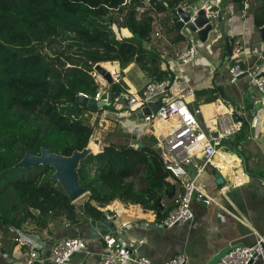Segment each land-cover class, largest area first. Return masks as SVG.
Masks as SVG:
<instances>
[{
  "label": "trees",
  "instance_id": "16d2710c",
  "mask_svg": "<svg viewBox=\"0 0 264 264\" xmlns=\"http://www.w3.org/2000/svg\"><path fill=\"white\" fill-rule=\"evenodd\" d=\"M123 2L0 0V232L16 234L30 221L40 226L53 214L76 221L77 211L97 220L116 201L153 212L157 223L174 210L180 187L156 144L137 149L110 144L84 160L79 175L89 196L83 208L52 179L53 169L15 168L26 149L34 155L46 148L71 156L88 147L94 128L83 116L92 111L80 107L76 97H95L101 90L91 76L95 65L118 63L121 80L133 64L148 76L166 79L151 47L155 15L173 14L188 0H134L129 7ZM234 3L244 8V0ZM253 14L256 27H264V3ZM114 26L127 29L131 38L118 39ZM46 46L61 49L52 56L44 52ZM110 87L113 93L124 89L120 83Z\"/></svg>",
  "mask_w": 264,
  "mask_h": 264
},
{
  "label": "crops",
  "instance_id": "0c3cea01",
  "mask_svg": "<svg viewBox=\"0 0 264 264\" xmlns=\"http://www.w3.org/2000/svg\"><path fill=\"white\" fill-rule=\"evenodd\" d=\"M247 1L242 8L234 0H222V4L215 7L217 12L211 16L214 32L206 42L191 34L189 40L177 33L168 34L167 39H163L164 34L160 33L161 37L155 38L156 30L160 32L162 29L161 19L164 22V14L155 15L151 47L160 56L161 72L167 73L166 79L171 81L179 79L176 89L194 90L195 98L188 99V102L192 109L201 108L202 115L199 119L202 126L209 128L215 121L225 119L228 123H241L244 130L243 134L238 132L224 144L225 152H228L227 146H232L231 149L236 155L226 153L223 157H218V161H229L231 164H225V170L220 171L225 183L222 186L216 184V170L211 166L198 178L199 185L209 196L217 198L219 204L206 206L193 202L195 219L192 222L158 232L148 229L149 225L159 224L155 214L145 212L139 206H127L116 201L102 209L104 214L116 215L118 224L128 223L122 238L133 244L143 240L144 244L138 247V256L146 258L151 264H165L177 255H185L188 264H213L222 253L233 246H253L256 240L254 232L264 234V113L257 115L259 122L256 128L251 123L254 118L248 119L246 123L236 118V114L240 112L242 116L248 117L250 113L245 104L249 99L258 103L262 101V97L247 76L232 83L227 67L228 63L238 64L245 70H258L264 74V33L261 31L264 27H256L254 8L249 7ZM217 4V0H207L200 8H192L188 2L183 6L198 13L204 7L212 12L214 7L210 5ZM144 11L142 8L141 12ZM119 32L118 39L121 35L124 38L132 36L125 28ZM226 39L233 46L232 56L227 53ZM193 44L198 52L195 66L181 67L173 63L177 54ZM237 46L242 49L240 55L234 53ZM162 61L170 72L162 69ZM111 64H115L116 71H121L118 63L107 65ZM124 72L126 76L131 72L129 77L122 80L132 94L142 91L150 77L135 64ZM98 117L103 118L102 123L114 122L130 142L137 143L139 137H142L143 128L137 122L120 118L112 112ZM98 119H95L96 124ZM241 135L244 139L237 143ZM239 179H242L240 184L236 183ZM222 188H225V192L220 194ZM78 207L83 208L80 204ZM38 215L39 212L36 216ZM92 221L94 220L80 211H77L76 221L56 214L40 220V226L39 221H30L23 231L18 232L30 239L32 244L17 243L15 239L18 238V233L0 232V252L6 256L4 260L0 259V264H26L34 248L42 260H47L57 242L71 238H82L87 244L86 252L76 254L71 264H101L105 242L102 237H91ZM256 264L263 263L259 261Z\"/></svg>",
  "mask_w": 264,
  "mask_h": 264
},
{
  "label": "built area",
  "instance_id": "2783aa9c",
  "mask_svg": "<svg viewBox=\"0 0 264 264\" xmlns=\"http://www.w3.org/2000/svg\"><path fill=\"white\" fill-rule=\"evenodd\" d=\"M134 0H124L122 6L129 7ZM146 3L151 0H142ZM217 5H210L216 7L222 4V0H217ZM186 6H181L185 8ZM142 9V8H141ZM141 9H138L140 13ZM208 18L213 16L216 12L207 11L204 7ZM197 14L192 18L195 22ZM182 22H184L181 19ZM120 22L124 19L121 17ZM185 30L189 32L188 23L184 22ZM184 30V31H185ZM113 31L116 35L119 34V29L114 26ZM191 35H196L189 32ZM161 34L156 30L155 38H160ZM197 48L195 44L190 46L185 51L179 53L175 57V62L181 67L195 66L197 60ZM234 53L240 55L242 49L240 47L234 48ZM232 62V61H231ZM162 69L168 72L165 62L162 61ZM231 82L236 83L242 76L249 77L253 85L261 94L262 103L264 105V74L258 70H245L238 64H227ZM170 72V71H169ZM96 84L103 88L95 97L85 93H79L77 96L86 99H93L96 102L107 101L109 88L106 81L96 72L95 68L91 73ZM179 79L174 80L163 79L160 80L154 76L147 79L144 89L138 93L132 94L127 89L120 93H113L112 105L115 109V115L129 121L132 114L144 109H152L158 107L157 111H151L150 115H144L145 136H152V143L156 144L160 152V156L164 161L165 168L171 174L173 182L179 184L180 190L176 195L173 204L174 210L169 216L163 220L158 226L162 228H174L192 222L195 219V214L192 210L193 202H200L206 206L218 205L217 198L209 196L205 190L199 185L198 178L211 166L216 171H223L227 167L225 164L231 165L229 161H225L220 166L218 157H223L226 153L233 151L232 146H227L228 152H225V146L230 138L241 131L242 124L238 122L228 123L225 119L215 121L213 126L204 128L200 121L202 115L201 108L192 109L188 99L195 98V92L191 88L178 90ZM118 83V82H117ZM232 115L234 110H232ZM240 114V113H238ZM223 117V116H220ZM258 116L252 120V127L256 128L258 125ZM138 123V122H137ZM152 128H155L152 130ZM144 133V132H143ZM143 136V134H142ZM91 143L90 140L88 147ZM141 143L129 144L135 149L140 147ZM98 147L97 152L92 150V155L96 156L103 152ZM236 155V152L233 151ZM232 154V153H231ZM226 166V167H225ZM192 167L190 171L188 168ZM95 173V168H93ZM194 174V177L192 176ZM236 183H242L239 179ZM225 192V188L220 190V194ZM74 204V203H72ZM110 220H114L113 231L102 236L105 242V251L101 257V264H151L149 260L138 256V247L144 244L143 240L137 244L130 243L122 238L124 230L128 227V223L118 224L117 216H108ZM15 241L19 244H32L31 240L23 236L20 232ZM255 243L251 247H231L226 254L218 261L217 264H250L261 261L264 264V234L254 232ZM87 244L82 238H71L59 241L54 246L50 257L47 260H42L37 250L30 252L29 259L26 264H38L40 262H47L48 264H71L73 255L86 252ZM5 255L0 252V259L4 260ZM165 264H188L185 255H177L167 261Z\"/></svg>",
  "mask_w": 264,
  "mask_h": 264
},
{
  "label": "water",
  "instance_id": "95a60500",
  "mask_svg": "<svg viewBox=\"0 0 264 264\" xmlns=\"http://www.w3.org/2000/svg\"><path fill=\"white\" fill-rule=\"evenodd\" d=\"M246 1L247 0H244L245 3ZM212 11L217 12V8L214 7ZM173 16L175 30L178 32H183L186 29L184 22H188L190 19L189 14L183 13L182 9L179 8L176 12L173 13ZM181 19L184 22H182ZM197 27H204L201 31L197 32L196 34V36L202 42H206L209 35L214 32V25L212 24L211 16L207 18L206 12L204 10H200L198 12L195 24L189 23L187 28L189 29V32L194 33ZM261 31L262 33H264V29ZM226 47L228 55L232 56L233 46L230 44L229 39H226ZM95 70L107 82V84L112 85L113 83L118 82L125 89L129 88L123 80H115L113 76L107 70L104 69L102 64L95 65ZM112 100L113 89L111 87L108 91L107 101L96 102L93 99H86L81 96L76 97V103L80 107L87 108L93 112H98L105 107H110L112 105ZM245 108L249 110V118L246 116H242L241 112L240 114H236V118L245 123L248 121V119L250 120L257 117L260 112L264 113V105L262 101H259L258 103H253L249 99V101L245 104ZM157 110L158 107H153L152 109H144L143 111H138L137 113L132 114V116H130L129 121L138 122L139 124H145V119L143 116L150 115L151 111ZM262 127L264 128V122L262 123ZM143 146V144H140V147ZM231 153L235 154L233 151H231ZM91 155L92 150L90 147H86L82 151L76 150L71 156L57 154L46 148H41L40 154L34 155L26 149L23 159L16 164L15 168L24 170L39 167L53 169L54 174L52 175V179L59 184V186L70 199L71 203H76L79 199L89 194L88 190L81 185L79 170L81 163ZM188 169L190 171L193 170L192 167H189ZM215 180L218 186H222L225 183V180L219 171H216ZM32 212L34 215L38 214L37 210H32ZM108 216L109 214L105 213L100 219L94 220L90 223V231L92 238L98 239L112 232V229L114 228L115 224L114 220H110ZM148 229L162 232L166 228H162L158 225H149ZM226 252L222 253L213 264H217L218 261L226 254ZM74 256L75 255H73V257ZM250 264L256 263L251 262Z\"/></svg>",
  "mask_w": 264,
  "mask_h": 264
},
{
  "label": "rangeland",
  "instance_id": "374dc122",
  "mask_svg": "<svg viewBox=\"0 0 264 264\" xmlns=\"http://www.w3.org/2000/svg\"><path fill=\"white\" fill-rule=\"evenodd\" d=\"M207 0H188V3L189 5H191L192 8L196 7V8H200L201 5ZM264 3V0H248L247 1V4L248 5H252V7L254 8H258L260 6H262ZM164 19L162 22V19H161V24L163 23V25H161L162 29L160 30V33L163 35L164 34V37L163 39H167L168 37V34H180L184 37H186L188 40L190 39L189 37V32L187 30L183 31V32H178L175 30V24H174V16L173 14L170 12V11H167L166 13H164L163 15ZM160 29V28H159ZM121 33V32H119ZM188 35V36H187ZM117 38H118V35H116ZM120 40L124 38V36H119ZM53 47V49H50L49 46H46L44 52L46 53H49L50 55L53 56L54 52L57 50H60L61 48H55ZM106 67H108L109 70H111L109 73L113 76V78L115 80H121L120 79V73L121 71L117 70L115 68H117L115 66V64H111L110 66H108L107 64L105 65L104 64V68L106 69ZM132 72V71H131ZM130 72V73H131ZM125 73V72H124ZM130 73H127V76L125 74L126 77H129ZM126 80V79H125ZM117 83V82H115ZM107 84V82H106ZM111 85L107 84V87L110 88ZM101 90H104L103 88H101ZM125 90V88L123 89ZM121 90V91H123ZM106 112H115V109H114V106H110L109 109L108 107L100 110L98 112V115L101 116L104 115ZM91 113H94L93 111ZM115 114V113H114ZM97 113H94V114H90V113H85L84 114V118H90L87 122V124H89L92 128H94V135L92 137V141L94 142L91 143V147L93 148V150L95 152H97L98 150V147L96 145H98L101 149H104L106 146L110 145V144H116V145H127V144H130V143H133L132 141L130 142L129 140H127V138L125 137V135L122 134L121 131H119L117 129V126L116 124L113 122V123H105L103 122L102 123V117H98ZM118 116V115H117ZM119 117V116H118ZM98 119L97 121V124L95 122V119ZM106 119V118H105ZM121 120V119H120ZM96 124V125H95ZM140 127L143 128V136L142 137H139V142L137 143H141V144H149V143H152V140H153V137L150 135V136H145V125H141ZM155 128H152V130H154ZM157 146V145H156ZM194 177V174L192 175ZM88 196L89 195H86L84 197H82L81 199H79L76 203H74L76 206H83L86 202H87V199H88ZM115 203V202H114Z\"/></svg>",
  "mask_w": 264,
  "mask_h": 264
},
{
  "label": "bare ground",
  "instance_id": "6f19581e",
  "mask_svg": "<svg viewBox=\"0 0 264 264\" xmlns=\"http://www.w3.org/2000/svg\"><path fill=\"white\" fill-rule=\"evenodd\" d=\"M181 8V7H180ZM182 9V11H183V13H187V14H189V17H190V19H189V21L187 22L188 24L189 23H192V24H195V22H193L192 21V18L195 16V14H198V13H195L194 12V10L192 9V8H188V7H185V8H181ZM201 10H204V9H201ZM205 11V10H204ZM206 12V11H205ZM212 12H214V11H212ZM207 15V14H206ZM207 18H208V16H207ZM204 28V27H203ZM203 28H198L197 27V29H196V31L197 32H199V31H201ZM104 67V66H103ZM105 69V68H104ZM105 70H107L108 72H110L111 70H109L108 69V67H106V69ZM90 148H91V150H93V148L90 146ZM222 163L223 162H221V161H219V164H220V166L222 165Z\"/></svg>",
  "mask_w": 264,
  "mask_h": 264
}]
</instances>
